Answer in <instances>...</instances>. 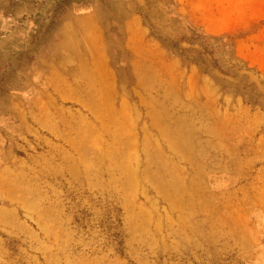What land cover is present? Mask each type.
I'll return each instance as SVG.
<instances>
[{
    "label": "rangeland",
    "instance_id": "obj_1",
    "mask_svg": "<svg viewBox=\"0 0 264 264\" xmlns=\"http://www.w3.org/2000/svg\"><path fill=\"white\" fill-rule=\"evenodd\" d=\"M47 3L41 49L56 41L57 60L24 97L53 103L25 106L45 112L31 135L0 105V177L10 183L0 200L16 211L13 226H0V264H150L135 242L125 249L127 237L146 236L127 217L163 206L168 189L190 177L191 116L207 112L199 87L231 96L230 112L243 105L264 116V0ZM67 19L79 32L63 28ZM90 29L105 65L95 75ZM71 33L79 53L70 63ZM31 78L26 66L4 74L1 88H18L1 98H16Z\"/></svg>",
    "mask_w": 264,
    "mask_h": 264
},
{
    "label": "crops",
    "instance_id": "obj_2",
    "mask_svg": "<svg viewBox=\"0 0 264 264\" xmlns=\"http://www.w3.org/2000/svg\"><path fill=\"white\" fill-rule=\"evenodd\" d=\"M47 4V0H0V73L1 67L6 73H19L26 66L33 76L16 98L0 97V105L9 106V115L22 122L29 135L30 124L43 122L45 112L25 106L53 103L41 93L24 97L27 88L35 85L33 80L44 79L45 68H54L57 60L56 41L51 50L41 49L42 29L48 25ZM63 26L79 32L76 20L67 19ZM92 31L86 37L95 75L105 72V65L98 36L88 39ZM66 38L63 48L71 47V63L74 53H79V42L73 33ZM109 85L105 82V88ZM17 88L6 87L7 91ZM196 92L206 100L200 110L207 112L191 116L193 157L185 166L191 170L190 177L178 179L180 189L172 193L168 189L160 200L163 206L157 203L150 212L129 213L127 225L141 227L146 236L136 241L127 237L125 249H134L135 242L137 256L141 252L144 259L150 257V264H264V116L243 105L239 112H230L232 97L221 95L210 84ZM218 103L222 110L217 109ZM0 178V186H6ZM169 179L170 184L174 179ZM15 217V209L0 200V226H13Z\"/></svg>",
    "mask_w": 264,
    "mask_h": 264
},
{
    "label": "trees",
    "instance_id": "obj_3",
    "mask_svg": "<svg viewBox=\"0 0 264 264\" xmlns=\"http://www.w3.org/2000/svg\"><path fill=\"white\" fill-rule=\"evenodd\" d=\"M221 35H223V34H217V35H214V34H209V33H206V37L207 38H211V39H216V38H219V36H221ZM9 67H11V65L9 64ZM3 67H1V73H0V81H1V76H3L4 74H7L6 73V69H2ZM7 93H8V91H7ZM7 93L1 88V85H0V97H1V94H6L7 95Z\"/></svg>",
    "mask_w": 264,
    "mask_h": 264
},
{
    "label": "bare ground",
    "instance_id": "obj_4",
    "mask_svg": "<svg viewBox=\"0 0 264 264\" xmlns=\"http://www.w3.org/2000/svg\"><path fill=\"white\" fill-rule=\"evenodd\" d=\"M93 32V31H92ZM91 35H92V37H93V41L95 40V38H96V34L95 33H91ZM90 35V36H91ZM97 50H99V49H97Z\"/></svg>",
    "mask_w": 264,
    "mask_h": 264
}]
</instances>
